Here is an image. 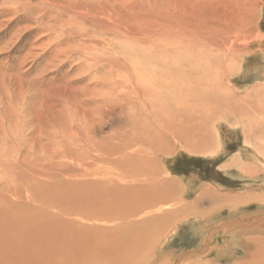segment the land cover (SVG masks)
Returning a JSON list of instances; mask_svg holds the SVG:
<instances>
[{
	"label": "rangeland",
	"instance_id": "374dc122",
	"mask_svg": "<svg viewBox=\"0 0 264 264\" xmlns=\"http://www.w3.org/2000/svg\"><path fill=\"white\" fill-rule=\"evenodd\" d=\"M255 2L260 4L253 9ZM263 9L264 0H0V194L10 193L13 196L14 189L31 192L32 196H36L39 211H42L47 206L45 199L50 200V191L48 187L39 188L33 177L42 173L41 182L46 179L47 182L60 183L65 169H68L66 161L70 162L64 153L74 151V155H80L85 147L83 144L91 140L99 141L96 146H102V154L115 151V154L121 155L123 151L139 146L146 149L147 143H141L147 137L145 131L148 127L136 136L129 129L133 121L136 122L135 127L144 126L140 119L148 115L143 112L142 116L139 109L136 112L134 106L139 104H133L131 96L129 103L124 102L123 95L120 98V102L124 103L122 106L119 101L112 103L113 108L106 112L104 105L101 108L103 113L98 116L95 114L97 111L90 112L94 103L97 104L93 90L101 86L104 87L102 89L107 88L112 78H118V89H121L123 80L120 78L125 76L131 81L133 68H138L139 73L142 69L149 80L151 74L164 67H176L174 61H178L174 53L178 49L167 43H174L177 35H198L207 24L211 25L225 15L232 14L238 20L244 18L250 31L253 29L250 33L260 37L249 43L250 49L256 48L259 52L248 55L243 65L244 72L248 68L251 71L246 75L241 72L227 80V85L236 89L239 95L244 93L243 90H250L253 82L258 81L254 79L253 69L264 67L261 57L264 52ZM145 36L167 44L162 43L164 49L167 47L171 51L168 57L162 52L164 49L160 52L155 45L149 48L144 42ZM153 57H158V61ZM158 94L149 95L153 97V106L157 111L162 106ZM229 112L221 117L229 124L242 125L239 114ZM221 135L224 140L222 151L215 144L210 151L192 152L170 140L167 146L147 156L146 177L140 176L145 173L144 170L138 173L132 170L136 179L134 183L144 178L166 183L175 181L182 203L190 206L178 213L180 215H174L148 252L145 264H242L247 254L244 238L250 235L264 237V164L251 162L256 166L246 170L247 175L241 170L243 167L240 168L245 160L237 153L245 149V152H255L256 155L257 150L264 161V155L259 150V147L264 149V140L254 136L246 138L250 146L244 148L240 129L231 127L226 121L221 123ZM95 164L103 168V175L112 176L110 170L114 165L103 164L100 160H96ZM95 164L91 168L98 170ZM237 170L245 176L233 175L239 172ZM184 181L196 184L195 190L187 194ZM204 186L213 187L217 191L215 194L224 195L227 202L221 203L216 196L213 199H198ZM174 207L175 201L170 200L154 208L152 214L149 209L150 214L145 215H161L160 211H175ZM158 208L161 210L157 211ZM49 209L52 210V207ZM208 218H214L212 226L219 227L215 234H209L212 226L207 222ZM229 228L231 232L227 231ZM230 234L235 236V241L238 239L241 246H231ZM230 251H233L232 255L228 253Z\"/></svg>",
	"mask_w": 264,
	"mask_h": 264
},
{
	"label": "bare ground",
	"instance_id": "6f19581e",
	"mask_svg": "<svg viewBox=\"0 0 264 264\" xmlns=\"http://www.w3.org/2000/svg\"><path fill=\"white\" fill-rule=\"evenodd\" d=\"M253 4V6H250L255 9L258 8L260 3L255 2ZM57 7L60 6L58 5ZM241 9L243 8L241 7ZM254 12L255 10H253L252 15H254ZM242 13L244 14V11ZM243 19H235L232 14L225 15L217 22L215 21L211 25L207 24L205 28L199 30L200 33H197L198 35H177L176 41H173L174 43L171 45L167 43L168 46L178 49L177 53L173 52L175 59L178 61V63L174 61L176 67H164L162 70L154 72L153 75L151 74L149 80L145 74L146 72L141 69V73H139L138 68L137 70L133 68L131 81L128 80L130 78L127 79L125 76L120 78V80H123L121 89H118V78L111 77V81L108 80L111 85L109 83L107 88L102 89L104 87L101 86L102 88L93 90L92 94L97 99L94 100L97 104L94 103L93 110L90 109V112L95 113L97 111L98 113L95 114L98 116L103 113V110H101L102 106H106L104 111L110 112L111 104L120 102V98L123 95L124 102L129 103L128 98L131 96L132 103L139 104L134 106L136 112L139 109L142 116L143 112L148 115L140 119L144 126L135 127V121L128 126L135 136L142 132L145 127H148L145 131L147 137H142L141 144L147 143V148H150L151 152L147 148L134 146L135 149L123 151L121 155L120 153L115 154V151L102 154L100 149L102 146L100 145V148L96 146L99 141L91 140L83 144L85 147L82 149V153L80 152V155H74V151L64 153L66 157L63 156L70 158V162L66 161L67 165L65 167L68 169H65L60 183L55 184L51 180L47 182L46 179L41 182L43 179L41 176H44L42 173L32 176L36 179L34 183L39 188L47 189L48 187L50 191V200L45 199L44 203L47 206L42 211H39L40 209L35 203L36 196H32L31 192L28 193L26 191L24 193L21 190L15 191L14 189V192H12L13 196L9 195L10 193L2 192L0 194V264L146 263L148 252L151 251L158 236L173 220L174 215L182 213L190 206L182 203L179 197V188L175 181L170 180L166 183V181L162 180L156 182L153 181V178H144L141 182L134 183L136 179L132 170L137 173L139 170L140 172L144 170L145 173L140 176L146 177L148 175L145 166L147 156L163 148V146H167L171 142L170 140L181 144L186 150L188 149L192 152L210 151L215 144H217L218 150L223 149L224 140L221 135V123L223 121H226L233 128L237 127L240 129L244 138V148L249 145L245 140L246 138H253L254 136L264 140L263 65L261 68L253 69L255 73L254 79L258 81L253 82L250 90H243V94L239 95L235 91L236 89L233 90L227 85V80L230 77L232 78V76L244 72L243 65L247 56L252 54V52H259V49L256 48L250 49L249 43L253 39L255 41L256 38L260 39V37L258 38L257 35L250 33L253 29L250 31L249 23L246 24L247 20L244 22ZM93 25L95 26V24ZM79 28L81 29L82 27ZM150 36H148L149 38L145 36L144 42H147L149 48L150 46H157L161 52L164 49L162 44L164 42L162 40L157 41L156 38L154 39ZM142 37L144 36L142 35ZM116 41L118 42V40ZM154 50L157 51L156 48ZM168 50L166 47L162 51L166 57L171 53ZM261 57L264 62V52ZM153 59L158 61V57H153ZM156 67L155 70H157ZM250 71L251 69L248 68L244 74L246 75ZM125 75L128 76L127 74ZM153 93H159L158 98L162 99V106L157 108L159 111L153 106V97L149 96ZM94 97L92 98L94 99ZM133 98L135 99L133 100ZM128 103H125V105H130ZM123 104L120 102L121 106ZM131 106L133 107V105ZM229 111L234 115L239 114L242 118V125L229 124V121L221 117ZM127 130L126 128L125 132ZM92 145H95L97 149ZM86 146L89 148L87 149ZM259 150L264 155L263 147H259ZM56 151L58 152L59 150L57 149ZM214 151L211 152L213 153ZM256 152L258 156L255 155V152H253L254 154L245 152V149L237 152L242 160H245L240 168L243 167L241 170L245 171L246 174V170H251V168L256 166L251 162H262L264 164V161L259 157V152L257 150ZM112 153L115 154L114 157H111ZM96 160H100L103 164L108 162L114 165L111 166L110 170L112 176L103 175V168L95 164ZM93 164L98 170L91 168ZM237 171L239 172L233 175L238 177L245 176L241 174L243 172L240 170ZM120 179H123V183L126 181L127 184L119 182L118 180ZM195 186L196 184H191L187 181L184 189L188 194L195 190ZM210 187L204 186L199 193L198 199H213L216 196L221 203L227 202V198L224 195L215 194L217 191ZM170 200L175 201V207L172 208L175 211H160L161 209L158 208L157 211H160L161 215H145L150 214L148 212L149 209H151L152 214L154 208ZM51 207L52 210L49 209ZM113 222L116 223L113 224ZM207 222L212 226L215 221L214 218H208ZM247 225L245 224V226ZM258 227L261 226L258 225ZM217 228L219 227L213 225L209 230V234H215L214 231ZM227 231L231 232V229L229 228ZM234 237V235L231 237L232 241H230L233 243L231 246H241L238 239L235 241ZM244 243L247 247V251H245L247 254H245V259H242V264H264V237L250 235L244 238ZM228 253L232 255L233 251ZM238 262L236 261V263Z\"/></svg>",
	"mask_w": 264,
	"mask_h": 264
}]
</instances>
